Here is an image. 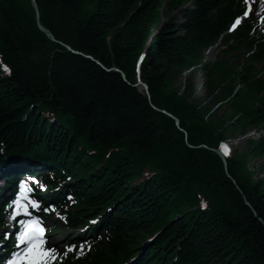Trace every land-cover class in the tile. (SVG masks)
Masks as SVG:
<instances>
[{
	"label": "trees",
	"instance_id": "trees-1",
	"mask_svg": "<svg viewBox=\"0 0 264 264\" xmlns=\"http://www.w3.org/2000/svg\"><path fill=\"white\" fill-rule=\"evenodd\" d=\"M35 1L38 18L31 0H0L10 70H0V161L34 153L55 180H72L66 226L101 222L90 250L56 264H264V166L254 174L247 164L264 159V134L225 161L214 151L264 128L259 0L228 35L242 0ZM221 35L226 48L198 68L212 109L171 75L197 66Z\"/></svg>",
	"mask_w": 264,
	"mask_h": 264
},
{
	"label": "snow or ice",
	"instance_id": "snow-or-ice-1",
	"mask_svg": "<svg viewBox=\"0 0 264 264\" xmlns=\"http://www.w3.org/2000/svg\"><path fill=\"white\" fill-rule=\"evenodd\" d=\"M243 4L247 7L243 11V17H248L252 11L251 0H243ZM260 9L264 11V0H259ZM241 23V17L238 16L230 30L236 28L237 25ZM4 71H10L7 66H3ZM226 149V146H223ZM43 188L44 186L35 178H33V187H29L28 183L21 181L19 184V191L15 194L14 199L9 203V212L7 219L9 221L17 220V218L24 214L26 216L32 217V212L29 210V205L33 209H40L41 202L30 195L29 193H34L36 187ZM43 211H48L47 208ZM21 225L20 229L14 234L15 235V245L14 249H19L20 245H24L22 250H14L10 253V258L6 260V264H54L60 257L61 251L66 256L69 252L73 251L76 247L75 245L68 246L66 250H58L55 246H46L47 241L45 239L46 228L43 225V221L39 217L30 218L27 220L18 221ZM95 223V221H92ZM13 235L8 231L3 233V239L8 240L9 237ZM80 254H83L84 245L80 246ZM0 264H5V262H0Z\"/></svg>",
	"mask_w": 264,
	"mask_h": 264
},
{
	"label": "rangeland",
	"instance_id": "rangeland-1",
	"mask_svg": "<svg viewBox=\"0 0 264 264\" xmlns=\"http://www.w3.org/2000/svg\"><path fill=\"white\" fill-rule=\"evenodd\" d=\"M189 5H191L190 3L184 4L182 5L177 11L172 12L174 14H177L176 17H178V15L180 14L181 10L184 7H188ZM163 11H167V7L163 8ZM90 9L86 10V13H84V18L88 16V14L90 13ZM170 14L171 12H169V14L163 18V20H169L170 18ZM178 20V18H177ZM223 48L222 46V42H218L217 46H214V48H211L206 56V59L208 60H212L215 56V54L219 53V51ZM225 58L229 57V59L231 61H235L233 58H230V56L228 55H224ZM242 57H239L237 59V61H241ZM171 79L172 82L174 84V86L179 89V90H184V92H188L190 93V96L196 100H198L199 98L204 99L203 103L205 106L214 109V97H212L211 95L209 96L206 87H205V78L204 75L201 71H199L196 68L190 69L187 73L182 74V73H178V74H173L171 75ZM209 96V97H208ZM221 111H218L217 114H220ZM238 135L235 138V140L232 141V147L231 149L233 150H237V151H243L245 150V148L247 147L248 143H247V139H237ZM248 166L254 171V174L258 173L261 168L264 166L263 165V159H256L254 157H251L249 159V161L247 162ZM141 180V179H139ZM61 221L60 220H56V225H60ZM62 240H63V236L61 233H59L58 236H53L52 238V242H53V246L57 247L58 250H64L65 247L62 244Z\"/></svg>",
	"mask_w": 264,
	"mask_h": 264
},
{
	"label": "water",
	"instance_id": "water-1",
	"mask_svg": "<svg viewBox=\"0 0 264 264\" xmlns=\"http://www.w3.org/2000/svg\"><path fill=\"white\" fill-rule=\"evenodd\" d=\"M31 1H32V5H33V7H34V9H35V11H36V16L38 17L37 4H36L35 0H31ZM37 27H38L41 31H43L47 37H49L51 40L55 41V39H54L53 35L51 34V32H50L48 29H46V28H45V27H44L39 21L37 22ZM63 45H64L69 51H71V52H75V50H73V49H72L71 47H69L68 45H65V44H63ZM139 85L143 88V91H144L146 94H149V92H148V87H147V85H146L145 83L140 82ZM214 151H215V152H216V153H217L222 159H224L222 153H221L219 150L214 149Z\"/></svg>",
	"mask_w": 264,
	"mask_h": 264
},
{
	"label": "bare ground",
	"instance_id": "bare-ground-1",
	"mask_svg": "<svg viewBox=\"0 0 264 264\" xmlns=\"http://www.w3.org/2000/svg\"><path fill=\"white\" fill-rule=\"evenodd\" d=\"M212 48H214V46Z\"/></svg>",
	"mask_w": 264,
	"mask_h": 264
}]
</instances>
